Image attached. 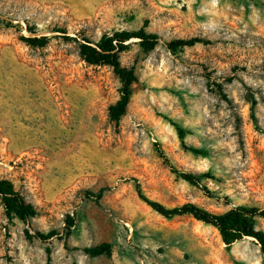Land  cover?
<instances>
[{"label": "rangeland", "instance_id": "obj_1", "mask_svg": "<svg viewBox=\"0 0 264 264\" xmlns=\"http://www.w3.org/2000/svg\"><path fill=\"white\" fill-rule=\"evenodd\" d=\"M142 28L159 45L133 40L120 54L137 82L116 123L120 79L80 46ZM33 36L49 42L32 47ZM193 38L209 43L167 47ZM169 120L189 132L184 143ZM159 151L209 178L188 184ZM0 178L38 210L21 221L0 202V264H264L253 238L227 247L136 190L167 208H264V0H0ZM104 243L111 257L84 252Z\"/></svg>", "mask_w": 264, "mask_h": 264}, {"label": "trees", "instance_id": "obj_2", "mask_svg": "<svg viewBox=\"0 0 264 264\" xmlns=\"http://www.w3.org/2000/svg\"><path fill=\"white\" fill-rule=\"evenodd\" d=\"M30 31L32 34L35 33L32 30ZM24 39L32 47H43L49 42L48 36H33ZM133 40L139 41L140 46L145 51H153L159 45L160 38L157 34L148 33L142 28L138 31H116L112 35H104L96 43L84 40V43L80 46V55L84 61L90 65H108L113 68L115 74L120 79L122 85L121 97L119 101L110 108V116L116 123L126 115L132 95V86L137 82L135 71L124 67L120 61V54L128 49L129 43ZM208 43L209 41L201 38H193L190 40L179 39L171 41L167 44V47L172 53L176 54L183 48ZM169 121H171L175 127L179 139L184 143L186 135L189 132L172 120ZM190 151L196 155H204L201 150L196 148H190ZM159 153L170 165L172 172L188 184L201 187L202 180L209 178L207 174L195 175L181 172L172 166L162 151H159ZM136 190L139 198L147 204V206L167 220L189 216L206 226L213 227L218 231L222 242L227 247H231L233 244L245 238H253L260 246L264 263V231L258 226V221L264 219V208L240 205L222 214L210 212L192 203L174 208H167L163 204L148 198L143 193L138 183L136 184ZM203 190L210 195L209 191L204 188ZM87 195L95 197L96 202H99L102 197V192L97 196H94L92 193H87ZM0 202L4 206L6 215L10 218L28 221L38 215V210L33 205L26 202L22 195L15 190L13 183L1 178ZM41 238L46 239L44 236H41ZM84 252L91 257H111L112 248L110 244L104 243L95 247L86 248Z\"/></svg>", "mask_w": 264, "mask_h": 264}]
</instances>
